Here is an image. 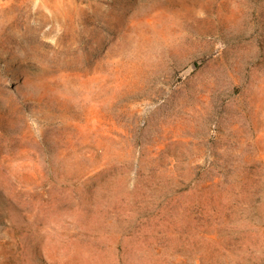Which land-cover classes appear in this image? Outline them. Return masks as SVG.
<instances>
[{"label":"rangeland","instance_id":"rangeland-1","mask_svg":"<svg viewBox=\"0 0 264 264\" xmlns=\"http://www.w3.org/2000/svg\"><path fill=\"white\" fill-rule=\"evenodd\" d=\"M0 264H264V0H0Z\"/></svg>","mask_w":264,"mask_h":264}]
</instances>
